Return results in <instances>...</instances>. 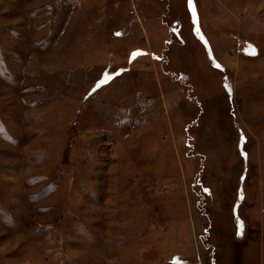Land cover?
Wrapping results in <instances>:
<instances>
[{
	"label": "rangeland",
	"instance_id": "374dc122",
	"mask_svg": "<svg viewBox=\"0 0 264 264\" xmlns=\"http://www.w3.org/2000/svg\"><path fill=\"white\" fill-rule=\"evenodd\" d=\"M0 264H264V0H0Z\"/></svg>",
	"mask_w": 264,
	"mask_h": 264
},
{
	"label": "snow or ice",
	"instance_id": "6c2138e0",
	"mask_svg": "<svg viewBox=\"0 0 264 264\" xmlns=\"http://www.w3.org/2000/svg\"><path fill=\"white\" fill-rule=\"evenodd\" d=\"M189 2L191 3V0H189ZM251 54H254V53H251Z\"/></svg>",
	"mask_w": 264,
	"mask_h": 264
}]
</instances>
